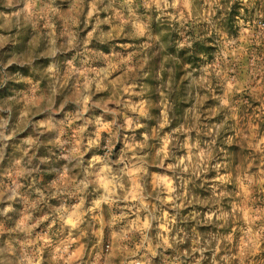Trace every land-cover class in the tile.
<instances>
[{"label":"rangeland","instance_id":"374dc122","mask_svg":"<svg viewBox=\"0 0 264 264\" xmlns=\"http://www.w3.org/2000/svg\"><path fill=\"white\" fill-rule=\"evenodd\" d=\"M0 264H264V0H0Z\"/></svg>","mask_w":264,"mask_h":264},{"label":"trees","instance_id":"16d2710c","mask_svg":"<svg viewBox=\"0 0 264 264\" xmlns=\"http://www.w3.org/2000/svg\"><path fill=\"white\" fill-rule=\"evenodd\" d=\"M243 11L244 14H248V10L242 6L231 5L227 8V11L224 13V18L222 20V30L229 36H234L237 31V17L239 16V11ZM204 43L195 42L190 50L181 49L178 52V58L182 60L183 64H191L195 66L198 62L201 61V55H209L213 51V47L205 45V43L210 42L209 39ZM174 52L173 50H170ZM182 68V67H181Z\"/></svg>","mask_w":264,"mask_h":264}]
</instances>
